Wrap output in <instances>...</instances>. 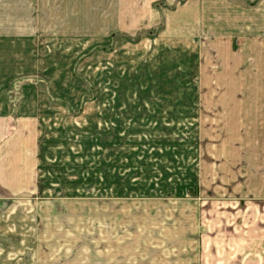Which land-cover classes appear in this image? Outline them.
Instances as JSON below:
<instances>
[{"label": "rangeland", "instance_id": "obj_1", "mask_svg": "<svg viewBox=\"0 0 264 264\" xmlns=\"http://www.w3.org/2000/svg\"><path fill=\"white\" fill-rule=\"evenodd\" d=\"M185 1L0 0V115L39 135L33 183L0 186V264L179 263L199 163L264 141L261 13L221 0L196 34Z\"/></svg>", "mask_w": 264, "mask_h": 264}, {"label": "crops", "instance_id": "obj_2", "mask_svg": "<svg viewBox=\"0 0 264 264\" xmlns=\"http://www.w3.org/2000/svg\"><path fill=\"white\" fill-rule=\"evenodd\" d=\"M212 1L214 4L211 0H186L177 7V25L185 24L187 18L181 11L189 9L196 15L192 22L194 32L197 34L205 30L211 11L218 16L216 7L222 2ZM227 1L237 13L233 16L235 20L241 19L243 11L247 10L258 11L261 13L259 17L264 19V0H258L257 5L248 9L240 3L254 0ZM238 23L234 22V26ZM175 36L182 41L191 37L182 36L179 31ZM213 110H210L211 115L218 119V109ZM223 112L226 113L227 109ZM261 112L263 116L264 110ZM4 120L0 115V186L32 184L31 180L36 179L38 131L34 127V130L23 134L20 130L10 134L4 127ZM244 132L238 130L236 134L245 137ZM259 135L264 138V130H260ZM17 138L20 140H15ZM254 149L249 145L235 146L230 151L228 148L225 151H210L205 161L197 166L203 180L196 183L199 187L208 188H200L197 194L180 202L178 264H264V141H260L257 152ZM254 153L258 154L257 158H253L257 160L256 164L252 162ZM238 154L244 156L240 158ZM104 213L105 218L111 217V209H106ZM101 223V226H107V222ZM189 232L193 233L195 242L187 241Z\"/></svg>", "mask_w": 264, "mask_h": 264}]
</instances>
